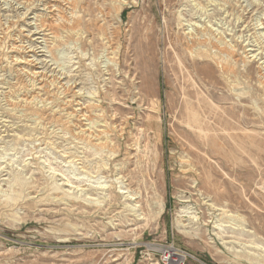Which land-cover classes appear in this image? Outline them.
<instances>
[{
    "label": "rangeland",
    "instance_id": "obj_1",
    "mask_svg": "<svg viewBox=\"0 0 264 264\" xmlns=\"http://www.w3.org/2000/svg\"><path fill=\"white\" fill-rule=\"evenodd\" d=\"M234 1L74 0L50 34L0 0V264H264V0Z\"/></svg>",
    "mask_w": 264,
    "mask_h": 264
},
{
    "label": "bare ground",
    "instance_id": "obj_2",
    "mask_svg": "<svg viewBox=\"0 0 264 264\" xmlns=\"http://www.w3.org/2000/svg\"><path fill=\"white\" fill-rule=\"evenodd\" d=\"M120 4H125V0H115ZM198 5L202 4L205 0H194ZM213 1V0H208ZM222 1L227 5L230 13H239V18H243L244 9L238 1L234 0H217ZM17 3L23 4L29 10L35 3H40L44 9L43 13L45 16H40L41 24L38 29L40 32L45 33L49 32L54 34V31L59 30L64 26V19L67 14L75 13L76 3L74 0H16ZM34 9V8H33ZM44 15V14H43ZM235 15V14H234ZM193 32V31H192ZM208 32L211 31L204 29L194 32L193 35L190 33L185 38L184 52L187 53L191 58L198 59L201 61L209 62L211 64L217 65L223 74H227L231 70L229 69L230 62H236L237 57L235 51L227 45L223 40L211 33V36H208ZM40 34V33H38ZM36 35V34H33ZM213 35V36H212ZM20 62L13 61V65H19ZM23 71V70H22ZM15 83L13 87L18 91H22V98L18 103H12L11 107L22 108L23 111L34 112L33 107L31 106V100L33 96L31 95L30 90H27L24 86L26 85V75L24 73L16 70L15 72ZM250 72L247 70L245 75L248 77ZM245 76V77H246ZM258 83L264 86V69L259 67L257 72ZM35 83V82H32ZM39 89L43 88L42 80H38ZM38 89V88H37ZM200 98V97H199ZM182 257H180L181 259Z\"/></svg>",
    "mask_w": 264,
    "mask_h": 264
}]
</instances>
